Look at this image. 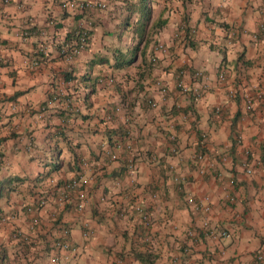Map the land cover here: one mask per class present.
<instances>
[{
	"label": "crops",
	"instance_id": "1",
	"mask_svg": "<svg viewBox=\"0 0 264 264\" xmlns=\"http://www.w3.org/2000/svg\"><path fill=\"white\" fill-rule=\"evenodd\" d=\"M63 1H0V181L19 177L8 181L12 190L0 191V209L15 214L6 217L10 227L29 235L21 233L29 238L25 246L0 238L11 262L253 264L264 253L261 0H150L149 23L159 13L165 22L149 29L132 61L120 66L116 49L127 58L136 41L133 14L119 24L123 0L82 10ZM79 27L88 32L87 46L67 59L63 49ZM157 41L164 52L153 49ZM102 76L112 82H97ZM199 151L201 161L192 157ZM72 176L86 191L82 213L72 197L63 204L53 198ZM186 195H208L209 222L227 235L200 232L203 213ZM40 196L30 228L27 206ZM135 203L150 214L148 230ZM61 225L78 252L54 262Z\"/></svg>",
	"mask_w": 264,
	"mask_h": 264
},
{
	"label": "built area",
	"instance_id": "2",
	"mask_svg": "<svg viewBox=\"0 0 264 264\" xmlns=\"http://www.w3.org/2000/svg\"><path fill=\"white\" fill-rule=\"evenodd\" d=\"M1 2H8L9 0H0ZM64 6L71 10H82L83 8L88 9H101L105 7L104 0H64L63 1ZM261 9L264 11V0H261L260 3ZM264 29V22H260L258 24V31L261 33V31ZM26 31H22V35H26ZM88 32L85 27H79L76 30V40L73 42H69V44L64 47L63 51L65 52V57L71 58L73 55L79 53L85 45H87L88 41ZM154 50L159 51H165L166 48L162 42H155L153 45ZM151 62L156 61L155 56L149 57ZM193 75L195 77L202 76L201 70L195 69L193 71ZM219 78H223V73L219 72L217 75ZM97 82L99 83H111L112 79L108 76H102L100 77ZM159 87V90L161 92H165L166 90V84L165 82H162L161 80L156 81ZM199 91L194 90L193 96H198ZM245 100L247 105L251 103V98L248 94L245 95ZM149 104H153V101L150 100ZM217 109V108H215ZM237 141L239 140L238 135L235 138ZM193 159L202 160L204 159L205 155L203 152L199 151L196 152L193 156ZM1 154H0V160H1ZM207 165L211 166L213 165V161H207ZM242 165L244 167V170L249 173L251 171V168L246 166L247 161L245 159L242 160ZM60 191L53 195V198L56 202L63 204L64 202L70 201L72 197V204L74 207V210L77 213H82V210L84 208V202L86 199V191L83 187V181L79 177L72 176L66 180H64L60 185ZM154 195V193H153ZM229 200H231V196H227ZM185 200L187 204H189L194 210L200 211L203 213V218L200 221L199 224V231L207 235L211 239H218L219 237L227 235V231L225 229L216 228L209 222V218L207 215V212L210 209V201L208 195H202L199 198L194 197L192 195H186ZM44 203V198L40 196L36 199V203L32 205L27 206V210L29 211L30 215V224H36L38 222L36 210L39 208V205H42ZM133 209L136 212L137 216L140 218L143 224H145L144 229L148 230L147 223L150 220V214L145 209V206L141 203H135L133 204ZM14 214H10V217H13ZM7 215L4 217H1V220H5ZM190 234L194 233L193 231H189ZM90 234V229L88 226H86V223L83 224L81 235L83 237V240H86ZM69 235V229L65 225H61L59 228V234L57 237L53 240L52 248L53 250H57L52 254V259L54 262L58 260V256L60 255V258L64 261L74 257L78 252V246L77 244H74L71 242L68 238ZM253 264H264V253L262 251H258L254 256L252 260ZM80 264V263H76Z\"/></svg>",
	"mask_w": 264,
	"mask_h": 264
},
{
	"label": "trees",
	"instance_id": "3",
	"mask_svg": "<svg viewBox=\"0 0 264 264\" xmlns=\"http://www.w3.org/2000/svg\"><path fill=\"white\" fill-rule=\"evenodd\" d=\"M123 3L125 4L124 7L125 9H127V13L121 17L119 24L120 25H123L125 23L127 24L128 21H130L129 19L132 17V14H133L134 23L132 24L131 27H132V30L136 31V41L134 42V44L130 46L129 50H130L131 55L128 56L127 58L124 57V53H121L119 49H116L117 56H115L116 59L115 58L114 59H115V62L118 63L119 66L125 63H130L132 61L133 53L138 49V42L141 41L143 37L147 35L149 29L153 30L154 27H158V26L160 27L165 22L164 18L161 17V13H159L156 19L152 20L151 23H149V20L151 18V11H152L150 0H132L129 2L126 0H123ZM120 5L122 4L120 3ZM105 6H106V3H105ZM75 40H76V33L74 34V38L70 41L73 42ZM86 46L87 45H85V47ZM91 89L92 87H89L87 90L90 91ZM11 179H19V177L17 178V175H9L1 179L0 191L7 192L8 190L13 189L12 186H9V183H8V181H10ZM21 241H24L23 242L24 245L27 244V242H25V239ZM0 264H13L11 260L9 259V256L6 253V249L2 246V244H0Z\"/></svg>",
	"mask_w": 264,
	"mask_h": 264
},
{
	"label": "rangeland",
	"instance_id": "4",
	"mask_svg": "<svg viewBox=\"0 0 264 264\" xmlns=\"http://www.w3.org/2000/svg\"><path fill=\"white\" fill-rule=\"evenodd\" d=\"M111 2L113 3V0H111ZM115 3V2H114ZM109 4H110V2H109ZM117 4V3H116ZM118 5V4H117ZM113 8L114 7H111V6H108V10L107 11H110V10H113ZM10 214H14V213H12V212H9V213H3V211H2V209H0V230L1 229H3V231H5V232H3V237H1V232H0V238H2V241L4 242V239L5 238H7V239H12L13 240V245L15 246V245H17L18 244V240H23V238H22V234L21 233H24L27 237H29V235L28 234H26L25 233V231H23L22 229H20V227L19 226H16V227H10V222L8 221V218H5V220H1V217L2 216H6V215H8V217L9 218H13V219H11V220H14V218H15V214H14V216L13 217H10ZM28 219H29V221H30V216L28 217ZM29 221H28V224L30 225V223H29ZM28 225V226H29ZM34 227V225L32 226V227H30V228H33ZM9 230H11L10 231V233H8V231ZM33 237H34V235H32ZM32 237V238H33ZM31 240H33V239H31ZM27 241V243L29 242V238H26L25 237V242ZM24 242V241H23ZM31 242V241H30ZM37 245H38V243H37ZM36 245V246H37ZM23 246H25L24 245V243H23ZM5 247H7V249H8V246H5ZM20 248V247H19ZM30 250V249H29ZM35 250H38V248L36 249V247L33 249V248H31V252H34ZM13 252V251H12ZM37 252V251H36ZM26 257V256H25Z\"/></svg>",
	"mask_w": 264,
	"mask_h": 264
}]
</instances>
